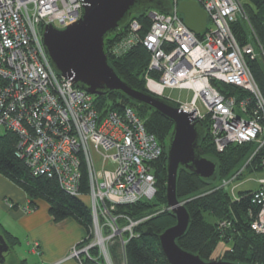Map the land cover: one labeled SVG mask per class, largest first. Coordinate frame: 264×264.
Instances as JSON below:
<instances>
[{"label": "built area", "instance_id": "obj_1", "mask_svg": "<svg viewBox=\"0 0 264 264\" xmlns=\"http://www.w3.org/2000/svg\"><path fill=\"white\" fill-rule=\"evenodd\" d=\"M179 1L169 0V14L148 10L144 35L141 24L129 20L110 54L119 57L142 46L149 54L147 92L164 98L165 89L191 91L188 103L173 104L194 121L210 122L217 152L229 144L254 146L241 169L220 182L218 188L228 192L247 168L264 172V98L247 64L254 59L264 64V46L243 0H193L207 16L199 35L185 26L177 12ZM82 6V0H0V136L5 131L18 135L16 155L34 176L54 178L67 194L88 199L89 234L62 262L114 264L111 246L117 243L124 258L126 244L139 237L137 228L148 219L135 220L116 209L154 199L153 165L163 149L131 108L100 113L93 95L53 70L42 29L77 22ZM237 20L247 25V44L239 45L232 33ZM82 169L85 195L79 190ZM255 182L251 195L258 211L250 229L264 235V177Z\"/></svg>", "mask_w": 264, "mask_h": 264}, {"label": "trees", "instance_id": "obj_2", "mask_svg": "<svg viewBox=\"0 0 264 264\" xmlns=\"http://www.w3.org/2000/svg\"><path fill=\"white\" fill-rule=\"evenodd\" d=\"M244 8L250 25L264 44V0H247ZM147 12L132 14L129 18V20L136 19L141 24L140 35H144L149 27ZM128 22L123 29L105 38L104 49L108 63L117 75L131 87L147 92L144 75L149 64L148 52L137 45L119 57L110 54V48L125 36ZM231 30L239 45L249 43L246 23L237 20L231 25ZM247 64L264 98V64L258 59L247 60ZM94 103L100 113L131 108L143 122L146 131L156 138L163 149L161 158L153 165L156 180L154 199L150 202L139 201L133 205L119 206L116 209L117 213L126 214L135 220L144 217L148 219L138 226L139 237L126 244L124 258L117 243L111 246L112 260L114 264H167L160 250L157 235L174 224V218L166 209L164 198L166 141L172 130V124L154 111L137 106L118 93L94 96ZM201 123L204 128V138L199 143L198 153L217 164L216 179L205 181L185 170H179L177 199L185 202L190 223L177 244L183 250L198 255L204 261H209L208 249L214 247L211 245L218 240H222L230 242L231 247L224 251L219 260L239 264H264V235H257L250 229V224L258 211L257 205L252 201L253 190L238 191V199L233 200L229 192L218 188L222 180L229 179L241 169L253 152L254 146L250 143L229 144L219 153L215 150L210 137V122L206 119ZM18 142V135L12 131H5L0 136V176L8 179L27 195L31 209H36L38 202H44L54 223L70 218L89 233L91 215L88 206L82 199L63 191L54 178L34 176L24 161L16 155ZM247 170L254 169L247 168ZM87 189L86 172L82 169L79 190L85 195ZM161 205L164 206V211L158 212L160 209L157 206ZM204 213L217 220L213 224L207 223ZM218 221H225V228L218 229ZM148 229L152 231L151 235H145ZM0 233L11 250L19 244L17 238L1 227Z\"/></svg>", "mask_w": 264, "mask_h": 264}, {"label": "water", "instance_id": "obj_3", "mask_svg": "<svg viewBox=\"0 0 264 264\" xmlns=\"http://www.w3.org/2000/svg\"><path fill=\"white\" fill-rule=\"evenodd\" d=\"M80 19L64 29L51 25L43 27L41 39L53 70L76 87L93 96L118 93L137 106L154 111L172 124L166 141V209L174 224L157 235L160 250L167 264H239L222 260L204 261L198 255L183 250L180 240L190 223V216L177 199L179 170L205 180L215 181L217 164L198 153L204 138L200 121H194L171 101L139 91L123 81L108 63L104 40L123 29L132 14L155 10L164 14L172 12L169 0H82ZM177 12L185 26L196 35L207 24L205 12L193 0H181ZM152 231H145L151 235ZM11 251L0 233V264Z\"/></svg>", "mask_w": 264, "mask_h": 264}, {"label": "crops", "instance_id": "obj_4", "mask_svg": "<svg viewBox=\"0 0 264 264\" xmlns=\"http://www.w3.org/2000/svg\"><path fill=\"white\" fill-rule=\"evenodd\" d=\"M8 204H12L13 207L9 208ZM25 208L28 210L25 211ZM0 227L18 241H24L29 247L36 244L39 255L33 253L32 248L30 254L36 256L37 264H77L75 261L62 260L86 233L82 226L70 218L54 223L44 202H38L37 208L31 209L27 195L2 176H0ZM26 264H29L28 261Z\"/></svg>", "mask_w": 264, "mask_h": 264}, {"label": "rangeland", "instance_id": "obj_5", "mask_svg": "<svg viewBox=\"0 0 264 264\" xmlns=\"http://www.w3.org/2000/svg\"><path fill=\"white\" fill-rule=\"evenodd\" d=\"M244 3L247 0H243ZM264 46V44H263ZM163 97L171 101L172 103H188L191 100L192 92L186 89H165ZM234 176V175H233ZM231 176V177H233ZM230 177V178H231ZM264 177L262 171H250L246 170L242 176L239 177L232 185L229 187L228 192L230 197L233 199L234 197L238 198V191L243 190H254L256 179ZM229 178V179H230ZM236 191V192H235ZM82 201L88 206V199L86 197L82 198ZM181 204H185L184 201H179ZM160 210L158 212L164 211V206H157ZM205 221L209 224H213L217 219L213 216H209L207 213H204ZM217 228L221 229V224L225 223V221H218ZM89 233H85V236ZM84 236V237H85ZM83 240V239H82ZM80 242V241H79ZM78 242V243H79ZM214 246L209 250V254L207 256V260H219L220 257L224 253V251L228 250L231 247L230 242H225L222 240H218ZM32 248L27 246L26 243L22 240L19 241V244L12 248V250L5 255V262L3 264H26L27 261L29 264H35L37 261L36 256L30 254V249ZM33 253L39 255L38 248L36 250L31 249ZM26 259V260H24ZM65 262V261H64ZM37 264V263H36Z\"/></svg>", "mask_w": 264, "mask_h": 264}, {"label": "bare ground", "instance_id": "obj_6", "mask_svg": "<svg viewBox=\"0 0 264 264\" xmlns=\"http://www.w3.org/2000/svg\"><path fill=\"white\" fill-rule=\"evenodd\" d=\"M231 146V145H230ZM233 174V173H232Z\"/></svg>", "mask_w": 264, "mask_h": 264}]
</instances>
